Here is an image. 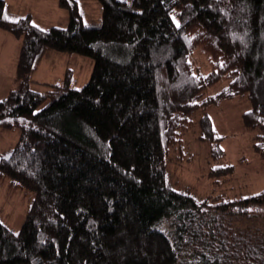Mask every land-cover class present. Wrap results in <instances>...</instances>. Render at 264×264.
I'll return each instance as SVG.
<instances>
[{"label": "trees", "instance_id": "trees-1", "mask_svg": "<svg viewBox=\"0 0 264 264\" xmlns=\"http://www.w3.org/2000/svg\"><path fill=\"white\" fill-rule=\"evenodd\" d=\"M97 1L98 25L60 0L69 25L43 30L0 0V28L23 39L16 86L0 100V129L20 132L0 183L34 195L19 231L0 222V264H264V190L198 199L167 176L193 114L237 96L250 102L243 120L264 159V0ZM198 47L206 76L190 60ZM51 49L94 61L83 88L70 69L59 84L31 79ZM200 123L212 158L224 157L208 114ZM235 168L210 175L220 183Z\"/></svg>", "mask_w": 264, "mask_h": 264}, {"label": "rangeland", "instance_id": "rangeland-1", "mask_svg": "<svg viewBox=\"0 0 264 264\" xmlns=\"http://www.w3.org/2000/svg\"><path fill=\"white\" fill-rule=\"evenodd\" d=\"M76 1L79 2L80 11L87 25L95 26L101 22L102 7L97 0ZM53 2L49 1L41 6L39 11L36 5H32L30 14L34 25L43 30L52 27L66 28L69 25V12L57 5L53 6ZM26 14L28 12L23 16ZM10 35L14 40H10L9 44L3 42L0 59L7 60L0 66V100L7 97L9 91L15 88L16 64L23 44V39L13 36L12 33ZM190 60L195 64L196 73L206 76L211 72L210 57L201 47L194 50ZM93 68L94 61L91 58L51 49L44 52L38 68L31 74V79L41 84H59L70 69L74 75V88L81 89L89 82ZM41 84H34L33 89L43 91L45 87ZM224 87L225 84L216 85L206 92V96H216ZM249 110L248 98L237 96L221 99L207 110H198L193 114L194 123L183 138V153L181 155L177 153L179 158L167 163L168 182L174 190L191 188L196 198H217V201L227 198L238 200L264 190V159L253 149L254 139L259 132L247 129L243 120L244 114ZM204 113L211 118L216 136L224 137L219 146L225 156L219 159L212 158L211 144L201 138L200 119ZM19 137V130L0 129V158L8 156L18 143ZM223 165L235 166V172L227 178H221V182L217 183V179L210 175V170L212 167ZM33 197V193L30 192L27 194L22 190H10L8 182L0 183V222L16 232L19 231ZM258 215L264 219V207Z\"/></svg>", "mask_w": 264, "mask_h": 264}, {"label": "crops", "instance_id": "crops-1", "mask_svg": "<svg viewBox=\"0 0 264 264\" xmlns=\"http://www.w3.org/2000/svg\"><path fill=\"white\" fill-rule=\"evenodd\" d=\"M49 1H54L53 2L54 3L53 6L57 5L58 7H60V0H5V2H6V12L10 16V18H12V19H16V18H19V17H25V16H31L30 13H31L32 5H36L37 10L39 11V10H41V6L47 4ZM12 3H14L13 6H12ZM53 6H52V8H53ZM10 7H11L12 11H10ZM61 9H63V8H61ZM25 12H28V14L23 16V14ZM10 33L11 32L0 28V59H1V53H2V50H3V47H4V43L6 42V44H9V42H11L10 40H14L12 37H10L11 36ZM12 35L15 36L14 34H12ZM21 48H22V46H21ZM21 48H20V52H21ZM5 49L7 50L6 45H5ZM20 52L18 54V60H19ZM2 59L3 60H0V66H1V64L3 62L5 63L7 61L5 58H2ZM18 60H17V64H16V72H15L16 75H17ZM5 65L6 64H4V66ZM15 83H16V77H15ZM15 86H16V84H15ZM10 91H9V93H10Z\"/></svg>", "mask_w": 264, "mask_h": 264}, {"label": "snow or ice", "instance_id": "snow-or-ice-1", "mask_svg": "<svg viewBox=\"0 0 264 264\" xmlns=\"http://www.w3.org/2000/svg\"><path fill=\"white\" fill-rule=\"evenodd\" d=\"M178 23V22H177Z\"/></svg>", "mask_w": 264, "mask_h": 264}]
</instances>
